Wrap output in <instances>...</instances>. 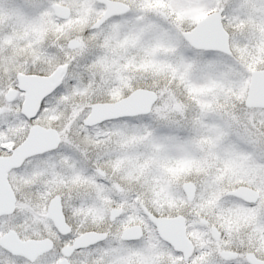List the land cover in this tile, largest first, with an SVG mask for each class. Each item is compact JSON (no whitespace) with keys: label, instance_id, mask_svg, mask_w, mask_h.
<instances>
[{"label":"snow or ice","instance_id":"snow-or-ice-1","mask_svg":"<svg viewBox=\"0 0 264 264\" xmlns=\"http://www.w3.org/2000/svg\"><path fill=\"white\" fill-rule=\"evenodd\" d=\"M0 264H264V0H0Z\"/></svg>","mask_w":264,"mask_h":264}]
</instances>
